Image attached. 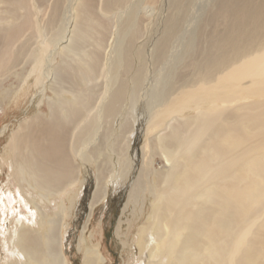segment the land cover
<instances>
[{
    "label": "bare ground",
    "instance_id": "6f19581e",
    "mask_svg": "<svg viewBox=\"0 0 264 264\" xmlns=\"http://www.w3.org/2000/svg\"><path fill=\"white\" fill-rule=\"evenodd\" d=\"M26 98L0 124V264H74L76 234L112 264L89 230L118 188L123 264H264V0H0V120Z\"/></svg>",
    "mask_w": 264,
    "mask_h": 264
},
{
    "label": "rangeland",
    "instance_id": "374dc122",
    "mask_svg": "<svg viewBox=\"0 0 264 264\" xmlns=\"http://www.w3.org/2000/svg\"><path fill=\"white\" fill-rule=\"evenodd\" d=\"M30 106L29 104V100L26 98V101L23 102V105L21 106L22 108L19 109L20 104L9 109L6 116H4L1 120H0V124L3 125L4 123H8L10 124V132L11 130H13V128H15V124L16 121L14 120V116L15 115L13 112H17L18 114L22 113V111H24L26 108H28ZM19 111V112H18ZM21 111V112H20ZM18 116V120L22 117V116ZM11 121V122H10ZM14 123V125H13ZM142 124L141 122H138L135 126H134V130H132V138H130L131 140V153L135 156V158L137 160L141 159L140 156H143V145L145 143L144 141V125H140ZM0 125V128H1ZM13 126V127H12ZM139 126H141V128H139ZM143 126V127H142ZM141 130V132H140ZM136 134V135H135ZM8 134H6L5 136H1L0 135V153L2 151V146L5 144ZM143 137V138H142ZM6 138V139H5ZM5 139V140H4ZM133 150L135 152H133ZM141 150V151H140ZM146 156H149L148 153H145ZM132 155V156H133ZM152 161H154L152 163V169H159L160 167H162L164 165L163 160L157 156L154 155V157L152 156ZM130 180V178H129ZM126 194H127V190L125 189H120L118 188L115 193L109 195L105 206H99L95 212H94V218H93V222L91 225V229L89 230V233H96V235H98V238L100 239V232H103V239H104V246L106 247V249L108 250L109 254L112 257V264H123V261L121 259V254H122V247L121 244L119 245L117 241H115V230L114 228L117 226L119 219L120 221H123L122 224V232H126L125 230L127 229V221L126 219L131 218L130 213H125L123 214V206L126 202ZM102 221L101 227L98 224L99 221ZM142 222V220H140L137 225H139ZM82 222H79L78 228H80V224ZM77 235V234H76ZM76 235L75 237L71 240V244H72V258L75 260L74 264H80V259L78 257V255H74V247H75V242H76ZM111 238V239H110ZM113 239V240H112ZM117 242V243H116Z\"/></svg>",
    "mask_w": 264,
    "mask_h": 264
}]
</instances>
